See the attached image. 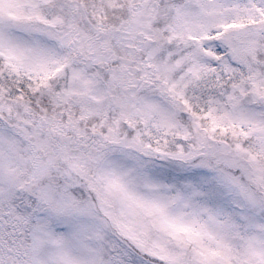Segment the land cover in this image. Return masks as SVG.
Wrapping results in <instances>:
<instances>
[{
  "label": "snow or ice",
  "instance_id": "obj_1",
  "mask_svg": "<svg viewBox=\"0 0 264 264\" xmlns=\"http://www.w3.org/2000/svg\"><path fill=\"white\" fill-rule=\"evenodd\" d=\"M0 264H264V0H0Z\"/></svg>",
  "mask_w": 264,
  "mask_h": 264
}]
</instances>
